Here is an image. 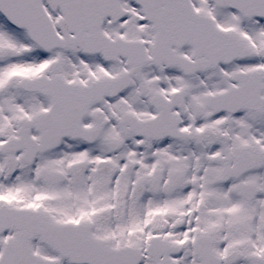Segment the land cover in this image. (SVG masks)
<instances>
[{"label": "snow or ice", "instance_id": "snow-or-ice-1", "mask_svg": "<svg viewBox=\"0 0 264 264\" xmlns=\"http://www.w3.org/2000/svg\"><path fill=\"white\" fill-rule=\"evenodd\" d=\"M0 264H264V0H0Z\"/></svg>", "mask_w": 264, "mask_h": 264}]
</instances>
